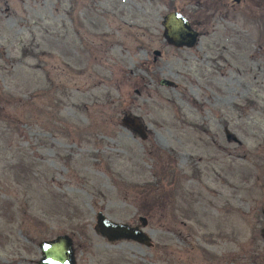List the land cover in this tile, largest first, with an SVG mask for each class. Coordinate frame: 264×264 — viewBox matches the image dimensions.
Masks as SVG:
<instances>
[{
	"label": "rangeland",
	"instance_id": "rangeland-1",
	"mask_svg": "<svg viewBox=\"0 0 264 264\" xmlns=\"http://www.w3.org/2000/svg\"><path fill=\"white\" fill-rule=\"evenodd\" d=\"M263 208L264 0H0V264L58 234L75 264H264Z\"/></svg>",
	"mask_w": 264,
	"mask_h": 264
},
{
	"label": "water",
	"instance_id": "water-1",
	"mask_svg": "<svg viewBox=\"0 0 264 264\" xmlns=\"http://www.w3.org/2000/svg\"><path fill=\"white\" fill-rule=\"evenodd\" d=\"M160 24L162 26V38L168 45L176 48H190L198 40V31L192 27L188 18L178 10L163 14ZM153 53L160 55L159 50H154ZM159 84L169 87L176 86L173 81L165 78L160 79ZM122 121L132 131L138 133L140 138H145L143 124L137 116L127 114ZM138 220L139 224L137 225L117 222L107 218L102 211H98L95 216L94 230L109 242L126 239L149 246L151 239L143 230L147 224V219L139 216ZM38 249L40 256L36 264H75L73 241L67 234H58L53 238L40 240Z\"/></svg>",
	"mask_w": 264,
	"mask_h": 264
},
{
	"label": "flooded vegetation",
	"instance_id": "flooded-vegetation-1",
	"mask_svg": "<svg viewBox=\"0 0 264 264\" xmlns=\"http://www.w3.org/2000/svg\"><path fill=\"white\" fill-rule=\"evenodd\" d=\"M238 2V0H236ZM263 218H264V208L262 209ZM263 234H264V228H263Z\"/></svg>",
	"mask_w": 264,
	"mask_h": 264
}]
</instances>
